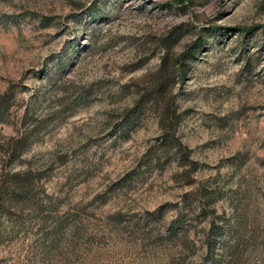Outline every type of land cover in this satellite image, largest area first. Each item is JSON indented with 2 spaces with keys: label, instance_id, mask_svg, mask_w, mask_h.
<instances>
[{
  "label": "rangeland",
  "instance_id": "1",
  "mask_svg": "<svg viewBox=\"0 0 264 264\" xmlns=\"http://www.w3.org/2000/svg\"><path fill=\"white\" fill-rule=\"evenodd\" d=\"M6 90L0 264H264V0H0Z\"/></svg>",
  "mask_w": 264,
  "mask_h": 264
},
{
  "label": "trees",
  "instance_id": "2",
  "mask_svg": "<svg viewBox=\"0 0 264 264\" xmlns=\"http://www.w3.org/2000/svg\"><path fill=\"white\" fill-rule=\"evenodd\" d=\"M190 54H193V51H190ZM13 96H14V93L12 90H6L5 92H2V93L0 92V123L7 122L9 120L8 118L10 115L11 108L13 106V101H12ZM24 137H25L24 134L19 137H13V140H11L12 142L9 144L7 149L4 151L5 152L4 154H7L9 156L10 163L15 161L23 153L26 146L28 145V141L25 140ZM2 148L3 147H1L0 150H3ZM10 175L14 179L12 180L14 189L19 193L24 192L25 185L23 183V178H21V176L23 175V172L13 171L11 172ZM214 238L212 242L210 243V251L213 250V246L215 244Z\"/></svg>",
  "mask_w": 264,
  "mask_h": 264
}]
</instances>
